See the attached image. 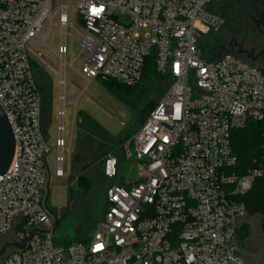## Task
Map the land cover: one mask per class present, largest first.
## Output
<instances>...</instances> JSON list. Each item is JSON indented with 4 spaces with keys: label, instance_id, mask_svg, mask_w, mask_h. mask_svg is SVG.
I'll return each instance as SVG.
<instances>
[{
    "label": "built area",
    "instance_id": "built-area-1",
    "mask_svg": "<svg viewBox=\"0 0 264 264\" xmlns=\"http://www.w3.org/2000/svg\"><path fill=\"white\" fill-rule=\"evenodd\" d=\"M54 1L0 0V106L14 137L11 164L0 175V239L10 248L0 264H264V216L248 215L238 201L264 179V67L230 52L207 58L200 50L223 29L217 7L225 0H74V7L58 9V54L64 64L65 31L79 25L86 79L134 87L152 55L156 71L171 82L123 145L135 178L123 181L118 160L106 156L102 174L118 182L107 188L101 222L85 241L54 242L44 202L51 144L32 70ZM252 125L261 129L260 155L242 173L231 143ZM65 145L60 134L56 177L64 176ZM258 217L254 263L238 244L244 219L249 238L258 241Z\"/></svg>",
    "mask_w": 264,
    "mask_h": 264
},
{
    "label": "rangeland",
    "instance_id": "rangeland-1",
    "mask_svg": "<svg viewBox=\"0 0 264 264\" xmlns=\"http://www.w3.org/2000/svg\"><path fill=\"white\" fill-rule=\"evenodd\" d=\"M247 1L225 0L217 7L221 16L225 19V24L219 33L201 43L200 50L203 54H206L207 58H213L218 53L224 52V50L220 49L219 43L226 37V31L231 29L235 20L234 15L239 14V11L243 10ZM61 6L74 7L75 1H54L52 26L45 43L39 49L41 57L36 58L37 60L35 61L36 63H33V67L37 77L41 74L47 75L50 79L51 120L48 128H45V124L43 125V131L51 144V151L46 158L50 176V197L47 205L48 209L58 219H61L65 214L59 226L53 231V239L54 242L66 239L63 245L67 246L71 240H84L92 235L102 220L107 188L112 182H118L108 180L102 174L103 160L111 154L112 150H108L102 154L103 150L99 153L97 150L86 146L85 148L82 147V154L84 155L83 163L91 164L86 173L84 172L87 185L85 188H77L75 185L74 175L77 170L73 174L70 172L71 156L76 151L77 145L74 113L78 111L86 112L112 138L128 136L127 140H129L140 128L139 125L133 127L134 112L129 109L126 102L107 92L97 80H88L80 73L85 63V58L80 53L81 31L79 25L75 26L73 33H71L70 29L65 31L64 42L68 53L65 55L64 64L62 63V59L58 54V48L62 44L63 37V31L58 25V9ZM235 7L237 10L234 11ZM67 15L70 17L71 10L67 11ZM199 39L201 41L203 38L199 37ZM153 90V95H160L163 87H154ZM43 96L44 100H47V94ZM60 126L63 128L62 131L59 130ZM60 134L66 143L62 152L64 158L62 165L64 176L56 177L55 171L58 167L56 158L59 155V149L55 146V140ZM128 150L132 151L131 149ZM124 153L123 158L125 159ZM116 155L118 154L116 153ZM119 156L121 157V155ZM67 157L69 159V174L65 175L67 172ZM119 161L120 175L123 181L125 179H134V163L127 160L122 161L121 159ZM68 181H70L72 192L71 201L67 185ZM249 236L250 227L246 226L245 229L243 227L238 249L242 252H248L245 254L247 255V260L258 263L260 260V250L257 241L251 240L250 242Z\"/></svg>",
    "mask_w": 264,
    "mask_h": 264
},
{
    "label": "trees",
    "instance_id": "trees-1",
    "mask_svg": "<svg viewBox=\"0 0 264 264\" xmlns=\"http://www.w3.org/2000/svg\"><path fill=\"white\" fill-rule=\"evenodd\" d=\"M33 65L32 70L37 88L40 93L41 128L43 130V125L45 124V128H48L51 120L50 79L47 75L41 74L37 77ZM96 80L100 82L101 86L107 92L117 96L120 100L128 104L129 109L134 112L133 127L139 125V128L144 124L150 112L161 100V98L169 88L171 82L166 76L160 75L156 71L154 57L152 55H150L146 59L141 80L134 87L124 86L111 79L98 78ZM154 87H163L160 95H153ZM44 94H47V100H44ZM75 125L77 145L76 151H74L71 156L72 161L70 164V172L71 174H73L77 170L74 175L75 185L77 186V188H85V186L87 185V180L86 178H84V172L86 173L91 164L83 163L84 155L82 154V147L85 148L86 146H88L93 150H97L99 153L103 150L104 152L102 151V154L106 153L108 150H112V152H110V155H113L118 160V162H120V159L122 161H125V159L123 158V145L126 141H128L127 139L129 137L125 136L123 138H118L117 136L116 138H112L109 134L106 133V131H104L99 123H97L84 111L76 112ZM260 130V127H258L257 125H252L251 127L238 130L233 136L231 143L232 152L237 158L238 166L242 167V173L247 168L253 167L254 160H257L259 158L260 148L262 145ZM116 153L118 155H116ZM119 155H121V157ZM238 201L243 204L248 215L264 216V179H256L250 191L245 195L239 196ZM107 207L108 205L105 204L104 213L106 212ZM85 240L86 239L71 240L68 243L70 244L74 241ZM64 241L66 242V239L62 240V244Z\"/></svg>",
    "mask_w": 264,
    "mask_h": 264
},
{
    "label": "flooded vegetation",
    "instance_id": "flooded-vegetation-1",
    "mask_svg": "<svg viewBox=\"0 0 264 264\" xmlns=\"http://www.w3.org/2000/svg\"><path fill=\"white\" fill-rule=\"evenodd\" d=\"M235 10H237L236 7L234 8ZM234 18L231 29L226 31V37L219 43L220 49L224 50V52L233 53L245 60H247V57L255 59V65L264 67V0H248L243 10L239 11V14H235ZM243 52L244 54H239ZM48 183L49 178L46 193L49 191ZM255 232L258 236L259 247V240L262 237L260 217L256 220ZM4 246L5 244L0 239V249ZM8 251H10V248L6 246L5 253ZM246 256L244 255V258L247 260Z\"/></svg>",
    "mask_w": 264,
    "mask_h": 264
},
{
    "label": "water",
    "instance_id": "water-1",
    "mask_svg": "<svg viewBox=\"0 0 264 264\" xmlns=\"http://www.w3.org/2000/svg\"><path fill=\"white\" fill-rule=\"evenodd\" d=\"M240 55L244 54L239 53ZM220 53L216 55L218 57ZM247 60H249L251 63H255V59H250L247 57ZM14 154V137L13 132L11 129V125L7 119V116L5 115L2 107L0 106V175H3L6 170L9 168L12 158ZM49 180L50 176L48 175ZM49 184V183H48ZM68 188H69V195H70V201L72 200V192L70 187V181L67 182ZM49 199V191L47 192V195L45 197V204L48 209L47 201ZM49 213L52 215L54 219V228L56 229L62 219L65 217V214L62 216L61 219H58L55 214H53L49 209ZM17 248H22L23 246L15 245ZM5 248L6 245L0 249V258L5 254Z\"/></svg>",
    "mask_w": 264,
    "mask_h": 264
},
{
    "label": "crops",
    "instance_id": "crops-1",
    "mask_svg": "<svg viewBox=\"0 0 264 264\" xmlns=\"http://www.w3.org/2000/svg\"><path fill=\"white\" fill-rule=\"evenodd\" d=\"M61 73H62V71H61ZM74 114H76V112L74 113ZM75 116V115H74ZM247 220L248 219H244L243 220V224L242 225H244V226H242V227H244V229H245V227L246 226H248V224H247ZM250 227V226H249ZM250 231H251V228H250ZM252 234V233H251ZM251 240H253V241H255L253 238H249V241L251 242ZM249 242V243H250ZM240 253L242 254V256L244 257V255L247 253V252H242V251H240Z\"/></svg>",
    "mask_w": 264,
    "mask_h": 264
}]
</instances>
